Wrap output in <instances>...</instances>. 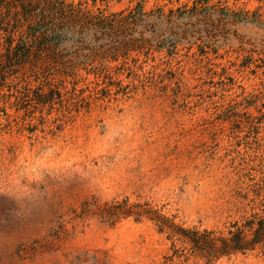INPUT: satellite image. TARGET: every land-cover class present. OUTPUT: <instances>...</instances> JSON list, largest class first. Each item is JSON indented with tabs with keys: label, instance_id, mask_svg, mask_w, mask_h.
<instances>
[{
	"label": "rangeland",
	"instance_id": "1",
	"mask_svg": "<svg viewBox=\"0 0 264 264\" xmlns=\"http://www.w3.org/2000/svg\"><path fill=\"white\" fill-rule=\"evenodd\" d=\"M69 1L174 13L126 54L59 47L51 102L23 95L10 71L0 264H264L260 246L207 261L159 226L226 233L264 213V0ZM29 80L31 91L41 82Z\"/></svg>",
	"mask_w": 264,
	"mask_h": 264
},
{
	"label": "trees",
	"instance_id": "2",
	"mask_svg": "<svg viewBox=\"0 0 264 264\" xmlns=\"http://www.w3.org/2000/svg\"><path fill=\"white\" fill-rule=\"evenodd\" d=\"M124 11L109 14L102 10L93 12L82 7V2L69 0H0V29L4 34L0 41V86L12 74L10 71L21 72L16 83H24L23 95L33 92L38 102H51L50 97L46 99L44 86H48L50 94L57 92L60 95L58 80L63 79L57 78L55 74L60 72L58 64L64 62V54L61 51L63 48L59 47L65 45V49L68 45H83L92 53L111 51L126 54L132 49H141L151 44L153 34L156 37L157 26L164 18L171 20L174 13L170 10L165 14L161 7L151 12H143L136 7L126 13ZM139 27H142L140 35L135 36ZM146 31L151 32L148 38L145 36ZM163 38L162 43L165 41ZM27 65L33 74L28 73ZM63 72L65 75H75L73 70L67 71L64 68ZM33 75L37 80L41 78V82L31 91L29 79ZM119 205L127 206L128 214L149 216L147 210L138 208L141 205L139 203L128 205L124 201ZM159 226L161 230L167 228L171 235L178 234L190 244L192 254L207 261L239 251L245 253L258 246L264 248V213H256L242 222H234L226 233L175 228L173 223L166 225L162 222Z\"/></svg>",
	"mask_w": 264,
	"mask_h": 264
}]
</instances>
